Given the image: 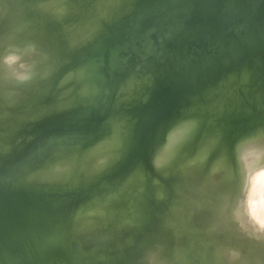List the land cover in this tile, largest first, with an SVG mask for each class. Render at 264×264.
Wrapping results in <instances>:
<instances>
[{"label": "water", "instance_id": "95a60500", "mask_svg": "<svg viewBox=\"0 0 264 264\" xmlns=\"http://www.w3.org/2000/svg\"><path fill=\"white\" fill-rule=\"evenodd\" d=\"M139 1L115 0L111 10L124 6L131 12L119 16L90 42H81L67 53L47 82L11 97L7 105L0 97V105L7 110L0 124H13L15 116L10 107L22 95L40 88L42 92L34 99L33 108H43L69 72L87 69L88 82L98 89L90 99L66 111L15 127L10 134L15 147L7 146L0 134V264H113L111 258L122 244L145 248L148 239L137 244L140 229L131 230V223L137 222L147 229L150 206L141 205L136 208L133 220L124 221L122 218L130 211V200L124 198L116 209L113 196L109 219L120 228L124 222L127 231L118 238L115 247L102 249L99 260L81 257L76 239L82 222L60 232L53 199L42 187L25 184L26 175L68 146H82L97 138L109 116L124 112L135 121L126 153L104 173L108 182H120L122 187L137 163L146 160L158 127L187 102L211 92L228 79L264 86V0H159L148 7H138ZM14 3L0 0V6H8L5 10L9 7L11 10ZM109 13L106 8L93 22L96 32L108 22ZM7 19L0 22V34L20 30L21 36L33 38L24 25L6 29ZM97 42H103L105 48L97 50L100 56L93 53ZM142 77H150L152 81L147 89L149 101L143 103L141 98L117 109L114 102L119 86ZM88 202L87 210L91 205ZM115 213L120 216L113 217ZM65 237L68 243L63 240ZM127 237L129 241L125 240ZM130 255L132 264H136L132 250Z\"/></svg>", "mask_w": 264, "mask_h": 264}, {"label": "clouds", "instance_id": "9594fccd", "mask_svg": "<svg viewBox=\"0 0 264 264\" xmlns=\"http://www.w3.org/2000/svg\"><path fill=\"white\" fill-rule=\"evenodd\" d=\"M35 7L59 20L69 6L44 0ZM94 31H83L80 42ZM49 60L38 38L23 37L20 30L0 34L4 103L50 80ZM151 86L150 77L121 84L115 107L141 98L147 103ZM57 88L66 105L84 102L98 91L83 68L65 75ZM106 124L107 135L85 154L91 173L104 172L124 158L135 121L121 112ZM149 181L160 224L137 264H264V122L233 130L213 104L187 103L158 127L146 160L137 163L121 191L138 196Z\"/></svg>", "mask_w": 264, "mask_h": 264}, {"label": "rangeland", "instance_id": "374dc122", "mask_svg": "<svg viewBox=\"0 0 264 264\" xmlns=\"http://www.w3.org/2000/svg\"><path fill=\"white\" fill-rule=\"evenodd\" d=\"M14 1L15 3L11 7V10H9L10 7L6 10L2 6L0 7V22H3L9 16L4 25L6 29L24 25L34 39L38 38L41 40L50 53L49 64L52 60L55 62L52 70L63 62L67 53L74 50L81 43V33L93 30L92 28L89 29V27L93 25V22L99 18L106 8L111 10L110 7L115 2V0H63L69 7L66 14L57 20L35 7L40 2H44V0ZM158 1L140 0L137 6L148 7L151 3H158ZM130 12V8L124 6L111 10L110 16L107 17L108 22L100 28L99 32L97 31L94 34V31L93 37L101 33L105 27L115 22L119 16ZM91 40L92 36L85 43ZM102 43L97 42L94 46V51L92 50L93 53L96 52L98 55L97 49L99 47L105 51ZM62 91V89H58L56 86L50 102L43 108L37 109L33 108V101L42 92L40 88L33 89L22 95L10 107L11 114L15 116L14 123L0 124V134L5 144L9 147L16 146L10 137L15 127L31 124L41 116L60 113L81 103L78 100L72 105H66V98L61 97ZM189 102L213 104L217 111L223 112V122L226 126L233 130H238L258 122H264V86L256 87L254 83L249 81L237 82L234 79H228L224 84L217 86L211 92L192 99ZM0 111V118H2L5 116L7 110L0 105ZM107 133L108 125L105 124L102 133L97 138L82 146L70 145L66 149L57 152L52 157L37 164L24 179V183L29 186L42 187L53 199L52 207L58 214L56 221L60 232L63 233L70 230L73 228V224L82 222L83 227L79 228L76 246L81 250V257L89 256L93 261L99 260V254L102 249H109L110 245H112L111 248L115 247V243L119 240L118 238L124 235L128 229L127 224L124 225V222L120 223L124 228L122 229L113 224L109 219L110 199H114L112 198L113 196H116L114 200L116 209L126 200L124 198L130 200V211L122 218L124 221L133 220L136 208L139 209L141 205L150 206L151 215L145 222L148 226L147 229H143L142 225L137 222L131 223V230L140 229L137 244H140V241L144 238L149 240L151 234L153 233V236L158 231L160 224L158 215L160 208L152 199L150 181L145 192L137 196L131 195L127 191L122 192L120 182H108L104 178V173L107 170L101 173H91L89 171L85 160L86 151L103 139ZM143 194L146 197H141ZM94 197H100L101 199H98L99 201H96V199L92 200L91 198ZM87 202L91 203L88 210L87 208L85 209V203ZM119 216V213L113 214L115 218ZM86 219L88 220L87 224H85ZM117 229L119 230L117 231ZM114 231H117V233ZM106 233L109 237H107ZM63 240L67 243L69 242L66 237ZM125 240L129 241L130 238L127 237ZM73 245L74 243H71L72 248L74 247ZM143 249L144 245L134 247L128 243L122 244V246L115 250L111 260L113 264H132L133 261L130 255V251L132 250L135 263L137 264V260L142 254Z\"/></svg>", "mask_w": 264, "mask_h": 264}, {"label": "bare ground", "instance_id": "6f19581e", "mask_svg": "<svg viewBox=\"0 0 264 264\" xmlns=\"http://www.w3.org/2000/svg\"><path fill=\"white\" fill-rule=\"evenodd\" d=\"M66 3V2H65ZM152 4V3H151ZM154 4V3H153ZM1 7V6H0ZM2 8H4V7H2ZM1 9V8H0ZM78 10V9H77ZM74 11V10H73ZM72 11V12H73ZM111 11V10H110ZM76 12V11H75ZM1 19V18H0ZM3 21V20H2ZM92 24V23H91ZM90 28H92L93 29V26L91 25V27H89V29ZM96 32V31H95ZM93 37V36H92ZM90 40V39H89ZM79 43V42H78ZM83 43H85V42H83ZM103 44V43H102ZM97 50H101V47H99ZM99 52V51H98ZM54 59V58H53ZM50 61V60H49ZM54 65H55V62L52 60L51 62H50V66L51 67H54ZM54 69V68H53ZM56 69V68H55ZM246 98V97H245ZM38 99V98H37ZM249 102V101H248ZM32 109V108H31ZM1 112V111H0ZM3 112H4V110H3ZM2 112V113H3ZM1 113V114H2ZM5 113V112H4ZM2 116V115H1ZM3 116H4V114H3ZM51 180V179H50ZM92 200H94L93 198H91ZM90 223V222H89ZM122 229H124L123 227H121ZM84 229V228H83ZM119 229H117V231H118ZM121 230V229H120ZM80 231V230H79ZM111 231V230H110ZM117 231H114V232H116L117 233ZM122 231V230H121ZM82 232V231H81ZM109 232V231H108ZM107 232V233H108ZM107 233H106V235H107ZM94 236V235H93ZM110 236H111V233H110ZM107 237H109L108 235H107ZM150 237H152V236H150ZM147 238H148V236H147ZM150 239V238H149Z\"/></svg>", "mask_w": 264, "mask_h": 264}]
</instances>
